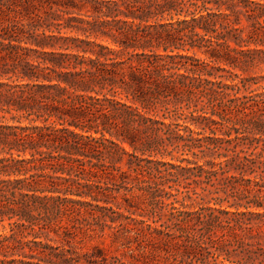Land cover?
Wrapping results in <instances>:
<instances>
[{"label":"trees","instance_id":"trees-1","mask_svg":"<svg viewBox=\"0 0 264 264\" xmlns=\"http://www.w3.org/2000/svg\"><path fill=\"white\" fill-rule=\"evenodd\" d=\"M263 65L264 0H0V264H112L69 227L131 264L256 260Z\"/></svg>","mask_w":264,"mask_h":264},{"label":"rangeland","instance_id":"rangeland-1","mask_svg":"<svg viewBox=\"0 0 264 264\" xmlns=\"http://www.w3.org/2000/svg\"><path fill=\"white\" fill-rule=\"evenodd\" d=\"M255 72L257 74H264V65L261 68H257ZM186 204L188 206L196 205L190 201H188ZM260 227L261 236L257 237L255 240H259L262 247H264V222ZM68 229L69 230L66 231H69V233L66 236L58 237L56 234L52 233L51 236L55 238L51 240V243L54 245H63L67 248L73 246L81 252H91L93 246L99 245L104 249L108 261L112 264H120L117 262L118 258L122 259V261L126 264H131V262L134 261L133 254L130 252V249L128 247L122 246L123 242L126 243L128 241L125 236H122L120 242L113 243L110 236L111 231L109 229H106V232H104L105 234L101 232L97 234L93 232H86L73 227H69ZM63 237L66 240H63ZM67 241H69V243H66ZM135 254H137V251H135ZM137 256L141 257L139 254H137ZM254 258L257 259H249L247 264H259L258 262L260 260H264V253L260 251L259 253L254 254Z\"/></svg>","mask_w":264,"mask_h":264}]
</instances>
